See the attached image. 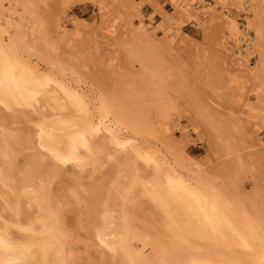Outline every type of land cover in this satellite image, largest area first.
<instances>
[{
    "label": "bare ground",
    "instance_id": "1",
    "mask_svg": "<svg viewBox=\"0 0 264 264\" xmlns=\"http://www.w3.org/2000/svg\"><path fill=\"white\" fill-rule=\"evenodd\" d=\"M115 1H99V9L115 51L127 55L128 73L119 79L85 74L86 90L81 68L88 62L81 54L65 60L63 41L53 34L66 28L61 15L54 14L50 27L45 0H0V264H79L75 245L86 254L93 246L95 264H264V209L235 181L221 179L218 168L209 173L194 163L184 144L174 147L158 137L161 129L174 135L161 46L175 44L181 25L164 13L157 25L152 13L139 10L117 16ZM169 1L175 14L195 17L203 29L216 26L231 69L249 68L252 55L260 54L253 73L262 101L264 0ZM153 3L160 8L159 0ZM121 21L128 24L125 31ZM120 32L126 36L119 38ZM159 33L170 37L169 44L160 45ZM118 60L119 53L111 63ZM246 105L264 116L263 105ZM193 106L201 114V105ZM24 121L31 125L21 126ZM226 128V122L216 127L220 138ZM180 133L188 136V126ZM149 157H161L165 167ZM68 169L73 182L54 186ZM88 170L92 180L86 184L81 179ZM200 188L219 194V211H201L189 195ZM81 193L87 199L83 235L77 236L67 211L70 198L79 204Z\"/></svg>",
    "mask_w": 264,
    "mask_h": 264
},
{
    "label": "rangeland",
    "instance_id": "2",
    "mask_svg": "<svg viewBox=\"0 0 264 264\" xmlns=\"http://www.w3.org/2000/svg\"><path fill=\"white\" fill-rule=\"evenodd\" d=\"M99 1L107 0H97V3L94 0H45L42 7L50 17V27H53L55 13H59L66 22V28L53 32L63 41L60 53L65 60H71L81 54L88 62L86 68H81L83 76L104 72L113 79H119L129 67L127 55L115 51L116 44L113 42L116 40L106 36L109 24L102 20ZM159 6L157 9L153 0H116L111 6L117 16L129 17L138 10L140 13H152L156 25L166 19L164 13L173 17L182 27L175 44L171 47L161 46L165 52L164 67L168 73L166 87L168 93L165 101L174 106L168 113L167 121L174 135H169L161 129L158 137L170 141L174 147L184 144L187 154L194 163L200 164L209 173L218 168L221 179L228 181L229 184L235 181L238 190L242 187L250 202L253 200L264 209V144L261 142V139H264V116L254 115L246 105L264 106V97H261L262 101L256 97L260 84L253 73L261 64L260 54L255 52L252 55L249 66L251 70L231 69L229 57L217 44L220 32L216 26L208 25V29L205 30L196 24L195 17H181L175 14L169 0H159ZM239 13L238 20L244 23L243 17L246 12ZM127 28L126 21H121L120 29L125 31ZM50 33L52 35V32ZM120 36L123 38L126 35L120 32L119 38ZM169 38H165L164 33L156 36V40L161 42L160 45L169 44ZM117 53L118 65L114 66L111 63L112 57ZM84 79L88 83L82 86L88 90L89 80L87 77ZM194 103L199 107L201 105V114L199 108L193 106ZM150 107L152 117L156 119V110H152L155 109L153 106ZM225 122L227 132L225 138H220L216 127L219 125L223 127ZM20 125L26 128L31 123L24 121ZM186 126L190 133L183 139L180 131ZM22 160V156H19L18 163ZM72 173V169L65 171L62 179L54 186L59 187L63 184L68 187L73 182ZM89 173L90 170L86 172V177L81 179V182L86 184L91 182ZM81 195L79 204L74 198H70V210L67 211L68 222L71 223L72 232L74 231L77 236L83 235L80 218L84 213L82 202L87 199V193ZM159 222L158 220L157 223ZM83 249L82 245H75V251H79L77 259L79 264H95V261H98L95 248L92 246L88 254Z\"/></svg>",
    "mask_w": 264,
    "mask_h": 264
},
{
    "label": "snow or ice",
    "instance_id": "3",
    "mask_svg": "<svg viewBox=\"0 0 264 264\" xmlns=\"http://www.w3.org/2000/svg\"><path fill=\"white\" fill-rule=\"evenodd\" d=\"M11 78L12 77H10V79ZM2 83L3 81H0V84ZM121 147H128V145H121ZM141 159H144V157H141ZM148 159L149 162L155 163L158 168L165 167L164 160L161 157H157L156 160H152L151 157H149ZM157 160L159 161V163L156 162ZM169 183L171 184L172 181H169ZM190 188H191L190 185L187 186V189ZM189 195L192 197L194 201L202 205L201 211L204 212L206 215H211L221 209V198L219 194L216 193L214 190H209L207 188H200L197 191L193 189L189 192Z\"/></svg>",
    "mask_w": 264,
    "mask_h": 264
}]
</instances>
